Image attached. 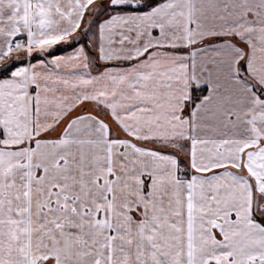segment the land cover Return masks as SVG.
Returning a JSON list of instances; mask_svg holds the SVG:
<instances>
[{"label":"snow or ice","instance_id":"snow-or-ice-1","mask_svg":"<svg viewBox=\"0 0 264 264\" xmlns=\"http://www.w3.org/2000/svg\"><path fill=\"white\" fill-rule=\"evenodd\" d=\"M0 264H264V0H0Z\"/></svg>","mask_w":264,"mask_h":264}]
</instances>
